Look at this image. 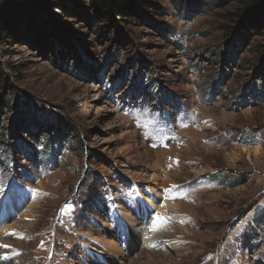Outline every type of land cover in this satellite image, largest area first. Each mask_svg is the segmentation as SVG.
<instances>
[{
	"label": "rangeland",
	"instance_id": "1",
	"mask_svg": "<svg viewBox=\"0 0 264 264\" xmlns=\"http://www.w3.org/2000/svg\"><path fill=\"white\" fill-rule=\"evenodd\" d=\"M152 1L153 25L14 6L18 40L0 44V264H128L154 219L172 264H264V30L235 46L240 4ZM135 195L150 217L138 209L129 238L126 218L110 219L133 217Z\"/></svg>",
	"mask_w": 264,
	"mask_h": 264
},
{
	"label": "trees",
	"instance_id": "2",
	"mask_svg": "<svg viewBox=\"0 0 264 264\" xmlns=\"http://www.w3.org/2000/svg\"><path fill=\"white\" fill-rule=\"evenodd\" d=\"M181 11L195 12L200 8L221 9L231 3H238L240 7L231 16L235 28L229 36L230 43L235 46L246 42L250 37L248 29L254 28L257 31L264 30V0H169ZM30 9L35 14L48 12L55 22V16L49 13L52 7H56L66 18L76 19L80 14L91 13L97 19H108L115 23L116 20L124 23H140L141 25L155 24V20L163 16L162 9L152 0H90L88 8H81L71 0H6L0 4V44L7 41L18 40L17 23L18 16H15L16 7ZM31 11V12H32ZM79 12V13H78ZM93 18V17H92ZM61 26H66L61 24ZM117 29H119L117 27ZM69 32V28H66ZM2 46V45H1ZM264 61L259 70H263ZM3 71L0 63V88L4 87ZM29 122V121H27ZM56 121L57 129L69 128V124H59ZM36 125V123H34ZM13 140V139H12Z\"/></svg>",
	"mask_w": 264,
	"mask_h": 264
},
{
	"label": "bare ground",
	"instance_id": "3",
	"mask_svg": "<svg viewBox=\"0 0 264 264\" xmlns=\"http://www.w3.org/2000/svg\"><path fill=\"white\" fill-rule=\"evenodd\" d=\"M192 144V143H191ZM191 148V147H190ZM196 148L199 150V153L202 154V150L200 149V147L196 146ZM169 149L166 150V152L168 151ZM186 152V151H185ZM244 152H248V150H244ZM255 152V155L259 154V152L257 153V151H254ZM192 153V152H191ZM257 153V154H256ZM177 158V157H176ZM168 160V157L166 158ZM164 160V163L167 162V160ZM170 159V169L172 168L173 170V174H167V178L169 177H172L174 175V173L176 172L175 170V165H178L176 163V159L175 158H171L169 157ZM180 159V157H179ZM182 161V160H181ZM180 161V162H181ZM173 166V167H172ZM171 171V170H170ZM166 178V179H167ZM156 180H158V177L157 176H154L153 177V182H155ZM167 184V183H166ZM155 185H158L157 183H155ZM164 188V187H162ZM162 188L160 187H154V190H151L155 193V194H160V191H162ZM198 193V192H197ZM162 196V195H161ZM166 205V207H168L169 209L170 208H175V204H172L171 202L168 201V198H164V203H163V206ZM151 206V204H150ZM126 207H124L125 209ZM167 208V209H168ZM12 209V208H11ZM119 209V207H118ZM124 209H119V212L117 214V216H115L114 220H111L110 221L112 222H115L119 219H124V217L126 218V220L124 221V225L127 229V237L130 238V232H132L134 235L135 234H138V231L136 230V223L133 221V218H134V215L132 217V215L130 216L131 218L127 219L126 216L123 215V210ZM164 209V207L162 208ZM13 210V209H12ZM136 209H135V213H136ZM10 211L6 210V212L3 210V211H0V228L4 229L5 226L3 225V220H5L6 218H8L9 216V213ZM121 214H122V217H121ZM128 223V224H127ZM6 224V223H5ZM156 219L154 220H150V221H145V223L143 224L144 227H141L139 228V234L143 236V241H144V249L142 250H133L135 255L132 257L131 256H128L127 258H130L129 259V263L130 264H172V260L171 258L169 257L170 255L164 251V246L162 245L164 241H168V238L166 236V234H160L158 235L159 233H157V231L155 230V226H156ZM103 225V224H102ZM130 231V232H129ZM144 232V233H143ZM160 232V231H159ZM143 233V234H142ZM91 235V234H90ZM95 235V234H94ZM100 235V234H99ZM97 236L99 238V242H97L96 244L99 243V245L101 246V248L103 249L101 251V253L103 254V252L105 253V255H113L114 258H116V262H119L118 261V258L122 257V249H121V246L119 245V247H116L113 242H111L110 240H105L101 235L100 236ZM98 241V240H97ZM169 243H171V246L172 247H176L178 244L177 242H175L174 240H170ZM160 244V245H159ZM169 246V247H171ZM127 250V249H126ZM89 255V254H88ZM109 255V256H111ZM106 258V257H105ZM103 256L100 257V261H102V259L106 260ZM86 261V264H93V262H90V260H85ZM128 261V260H127ZM122 264H125V262H121ZM128 263V264H129ZM97 264H101L99 263V261L97 262ZM127 264V263H126Z\"/></svg>",
	"mask_w": 264,
	"mask_h": 264
},
{
	"label": "snow or ice",
	"instance_id": "4",
	"mask_svg": "<svg viewBox=\"0 0 264 264\" xmlns=\"http://www.w3.org/2000/svg\"><path fill=\"white\" fill-rule=\"evenodd\" d=\"M157 219H160L159 217H157Z\"/></svg>",
	"mask_w": 264,
	"mask_h": 264
}]
</instances>
